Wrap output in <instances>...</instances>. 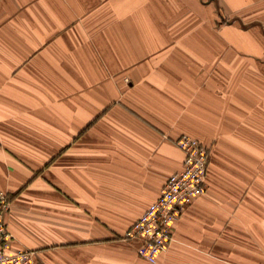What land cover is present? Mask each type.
<instances>
[{
	"label": "crops",
	"instance_id": "1",
	"mask_svg": "<svg viewBox=\"0 0 264 264\" xmlns=\"http://www.w3.org/2000/svg\"><path fill=\"white\" fill-rule=\"evenodd\" d=\"M190 1L154 25L147 0H0V190L41 264L264 262V0ZM182 134L210 147L206 190L151 263L124 234Z\"/></svg>",
	"mask_w": 264,
	"mask_h": 264
},
{
	"label": "built area",
	"instance_id": "2",
	"mask_svg": "<svg viewBox=\"0 0 264 264\" xmlns=\"http://www.w3.org/2000/svg\"><path fill=\"white\" fill-rule=\"evenodd\" d=\"M176 145L184 152L183 167L168 176L158 198L124 234L136 243L138 255L151 263L168 249L175 221L206 190L208 146L189 134L179 136ZM11 203L8 192L0 190V264H41L36 249L14 244L6 220Z\"/></svg>",
	"mask_w": 264,
	"mask_h": 264
},
{
	"label": "rangeland",
	"instance_id": "3",
	"mask_svg": "<svg viewBox=\"0 0 264 264\" xmlns=\"http://www.w3.org/2000/svg\"><path fill=\"white\" fill-rule=\"evenodd\" d=\"M149 7L152 10V14L154 15L152 17L153 24H161V23H168V24H183V23H188L186 21V17L182 15L184 10L192 9V1L190 0H147ZM139 3V0H138ZM128 9L129 8V3L128 0H122V9ZM145 9V3L142 2V6L137 7V13L143 14V11ZM122 12H124L122 10ZM127 13V12H126ZM169 13V15H168ZM174 13V15H172ZM129 19V18H128ZM139 19V18H138ZM125 20V23L127 24V18H124L123 21ZM142 20L144 22V16H142ZM222 24L223 22L220 21ZM174 53V55H173ZM178 52H172V55L177 57ZM210 148V147H209ZM210 150V149H209ZM125 239V238H124ZM126 241L132 243L137 249L136 243L133 242L132 240H127Z\"/></svg>",
	"mask_w": 264,
	"mask_h": 264
}]
</instances>
